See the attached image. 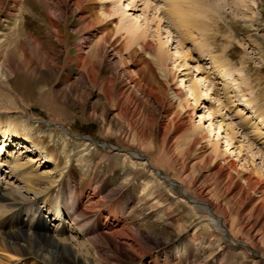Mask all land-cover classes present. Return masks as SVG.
Here are the masks:
<instances>
[{
	"label": "bare ground",
	"instance_id": "bare-ground-1",
	"mask_svg": "<svg viewBox=\"0 0 264 264\" xmlns=\"http://www.w3.org/2000/svg\"><path fill=\"white\" fill-rule=\"evenodd\" d=\"M35 1L43 12L42 21L32 12L36 22L41 23L37 25L35 32L14 27L11 31L12 39L3 40L4 36L0 30L1 95L6 98L7 95H11V98H15L14 102L19 107H14L19 109L20 104L25 102L24 96L23 94L18 96L12 90L9 80L17 79L20 75L31 76L45 85L53 79L62 78L65 82L55 90L54 95L61 98L67 107L76 109L81 120L98 122L102 136L107 140L116 138L118 143L115 147L107 141L99 144L92 138L85 137L83 142L85 149L89 147L96 149L97 144L107 150L108 154L118 151L132 164L141 165L144 170L157 172L164 181L161 183L166 184V188L173 194L171 201L180 202L182 206L187 201L189 210L203 219L209 235L206 243L210 246L214 243L220 245L223 244L224 237L228 236L230 246L238 249L244 260L251 258L253 264H264L262 171L249 160L245 162L248 166L245 164L241 166L246 169L245 171H239L230 160L215 164L210 162L219 153L217 142L209 141L212 146L204 155L202 163L185 165L179 158L182 151L176 152L187 142V149L183 153L190 155L199 139L207 136L197 130L195 124L191 127L185 118H182V110L191 118L194 109H187L188 99L174 83L175 72L169 68V61L176 63L177 60L175 55L171 54V48L166 46L173 36L166 29L167 36L164 41L162 40L161 28L166 26L164 19L158 15H165L166 23H169L179 35L176 47L178 50L174 53L183 54L184 60L177 70L194 64V72L198 75L194 79L191 78L190 85L185 87L189 88L191 100L198 104L202 97L204 99L209 97L210 85L201 92V82L207 83L211 74L195 64L185 44L189 43L201 52L206 48L205 37L210 30L206 20L214 14L211 0H158L162 3L164 11L160 6H156L154 10L157 16L151 20L142 15L150 8L148 0L147 7L143 8L141 14L143 24L138 22L141 16H137L135 23H124L118 30L126 35L121 34L115 39V44L109 42V34L104 36V31L109 30V26L112 25L117 28L118 23L112 17L117 15L120 21H123L125 13L135 7V2L132 1L125 6L121 0H109L110 4L106 2L108 0ZM88 1L96 3L97 9L87 7ZM24 2L25 0H0V24H8V21L21 16L20 11ZM248 9L252 10L249 7ZM69 17L77 22L76 33L80 32L81 35L72 44L76 53L67 59L69 47L65 45L64 26ZM120 38L123 39V43L118 45ZM119 48H124L123 50L127 52V63L129 60L139 58L136 65L131 63V67L136 69L134 72L126 65ZM209 60L214 74L223 79L227 87L226 92L231 89L240 95L237 99H243L245 94L240 85L244 83L237 85L228 81L230 80L228 78H234L235 73L239 75V71L233 69L229 61L220 57H210ZM71 66L74 69H69L68 73H65V67ZM189 76L192 75L188 74L187 77ZM185 84L184 79H181V86ZM94 90L98 92L94 94ZM225 96L226 101L221 102L220 106L222 110L229 107V111L233 108L234 102L229 92ZM218 101L220 102V99ZM253 102L252 99H247L243 103L246 108L253 110L259 122L250 124L249 120L246 123L250 124V129L257 134L264 148V133H261V127H264L263 112L260 108L254 109ZM7 103L4 104L5 110L11 113L12 104ZM202 104L203 108L209 106ZM98 108H101L100 112L97 111ZM212 108L213 106L210 115L214 117L219 109ZM24 111L25 114L18 115V118L0 122V251L10 258L35 257L46 264H119V262L122 264V261L135 263L137 261L135 246L147 240L156 249L163 247L168 241L174 243L173 248L181 245L183 238L181 236L186 232L187 222L172 209L165 213L164 219L149 233L125 227L114 232L101 233L100 224L93 221L90 210L103 200L94 202L89 199L83 201L82 196L77 198L79 194L75 191H79L80 187L75 180L67 190L64 187L59 188L64 200L61 199L51 208L44 210L38 207L37 201L40 198L46 199L51 189L59 184L63 171L58 170L52 156L43 152L33 159L28 158L32 150L24 137L37 130L33 128L31 118L28 112L26 113L28 109L24 108ZM111 112L114 114L109 118ZM220 122H223L222 118ZM52 124L64 130L66 136H71L66 128L56 122ZM222 125L223 123L220 124L217 134L221 136L225 133L227 136L225 143L229 146L235 139V133L224 125L226 129L221 134ZM130 144L135 145H131L135 151H128L124 147ZM155 151L161 155L163 163L153 160ZM44 164L52 167L51 171H41ZM211 164V169L206 172L200 169ZM198 165L201 166L198 170L200 173L191 176ZM168 168L172 169L174 175L168 173ZM160 170L165 176L161 175ZM151 175L153 178L154 175L152 173ZM147 182L143 187V193L148 190L150 195L151 189L161 184L153 183L156 182L155 179ZM110 185L109 191L114 194H120L124 190L117 179H113ZM175 187L179 188L180 196H175L177 195L174 193ZM70 188L74 191L71 200L75 205L72 201L68 202V198L64 196ZM106 198L105 196L102 199ZM156 200L158 207L167 204L166 209H169L172 206L159 197H156ZM132 203L133 200L127 198L123 206L124 211ZM44 211L51 215L45 217L47 215H44ZM49 217L53 218L50 226L46 221ZM129 233L132 240L128 239ZM162 235L167 236L165 243H160L158 239ZM191 240L194 244L201 243L200 237L195 234L191 236ZM252 251L258 258L252 257ZM181 252L185 254L183 247H180V254Z\"/></svg>",
	"mask_w": 264,
	"mask_h": 264
},
{
	"label": "rangeland",
	"instance_id": "rangeland-1",
	"mask_svg": "<svg viewBox=\"0 0 264 264\" xmlns=\"http://www.w3.org/2000/svg\"><path fill=\"white\" fill-rule=\"evenodd\" d=\"M89 1L86 3V6L96 10L98 5L94 2L90 3ZM132 1L135 2L134 10L131 9V11L125 13L123 21H120V18H118L117 15L112 17V19H115L118 23L117 28H114L112 25L109 26V30L104 31V36L109 34V42L111 44H115V39L120 37L121 34L126 35L118 30L122 28L124 23H135L137 22V16H141L138 22L142 25L144 22L142 21V15H145L147 19L151 20L153 17L156 18L157 16L154 8H156V6L163 8L160 1L149 0L150 8H148L147 13L144 14L142 10L147 7L146 3L148 0H121L125 6ZM106 2L110 4L109 0ZM210 2L214 14L211 15L209 20H206L207 24L210 25V30L205 37L206 48L201 52L189 43L185 44V48L189 49L192 58L195 60V64L201 69H204L205 72L211 74V78L209 81L207 80V83L201 82V92H204V90L209 87L208 85H210L209 97L208 99L202 97L198 104L191 100L188 93L189 88L185 87L190 85L189 81L191 78L194 79L198 75L194 72V64L193 66L190 64L188 68L180 67L179 70H177L178 66H180L184 60L183 54L177 55V53H174L178 50L176 47L178 45L177 41L179 35L169 23H166L167 20L165 15H158L164 19V25L166 26V28H161V33H163L161 35L162 40L164 41L167 36L166 29L171 32L173 36L170 37L171 41H169L166 46L171 48L170 52L172 55H175L177 60L176 63L169 61V68L175 72L174 83L177 88L184 92L185 97L188 99L189 107H187V109H194L191 115L192 119L190 116H186L183 113V110L181 111L183 114L182 118L184 117L191 127L195 124L194 126L198 127L197 130L205 133L207 136L202 140L199 139V143L193 150H191L190 155L187 156L185 152L183 153V151L187 149V142H185V145L176 152L180 153L182 151L179 158L180 161L185 163V165L187 163L193 164L195 162L202 163L204 155L208 153L209 147L212 146L209 141H211V143L217 142L219 153L217 157L210 162L215 164L230 160V162H233L236 165L239 171H245L246 169H243L241 166L244 164L248 166L245 162L246 160H249L253 161L255 166L261 170L264 175V148L261 145L262 141L258 140L256 136L257 134L250 129V124H257L259 120L256 119V114H254L253 110H250L249 107L246 108L243 103L247 99H252L254 101V109H261L264 120V0H211ZM118 5V7H120V4ZM246 6L252 10H249ZM39 7V4L35 0H25L22 10L20 11L21 16L8 21L9 25L6 23L0 24L1 34L4 36L2 37L3 40L12 39L11 31L14 27H19L25 31L35 32L37 25H41V23L40 21L39 23L36 22L32 12L42 21L43 12ZM238 7L240 9H238ZM162 11H164V8ZM75 22L76 21L70 17L65 21V45L69 47L67 59L76 53L72 44H74L81 35L80 32L76 33L77 22ZM155 22L156 21H154V23ZM154 23L152 24L153 27ZM40 36H42V34ZM120 39L118 45L123 43V39ZM153 40L156 39L153 38ZM123 49L119 48V52L121 51L126 65H128L132 72H134L136 69L131 67V63L136 65L138 61L137 59L139 58L133 59L132 61L129 60L127 63V52ZM210 57H220L229 61L230 66L233 69L238 70L240 74L238 75L235 73L234 78H228L230 79L228 81H232V83L237 85L244 83L240 85L241 90H243V93L245 94L243 99H237L240 95L234 93L233 90L230 89L227 91L234 102V106H232L233 108L229 111V107L222 110V107L220 106L221 102L226 101L225 95L227 93V87L224 85L223 79L216 76L214 70L211 69ZM120 66H122V64H120ZM141 66L142 65L140 64L139 67ZM175 66H177L176 70ZM69 69L74 68H72V66L71 68L65 67L64 72L68 73ZM183 69H186L187 71ZM188 74L192 76L187 77ZM181 79H184V82H186L183 86H181ZM233 80H235L236 83L233 82ZM9 82L12 90H14L18 96L23 94L25 102L20 104L19 109H15L14 106H17L16 108L19 107L15 103L16 99L13 97L11 98V95H7L8 98L3 97L1 95L2 90H0V122L4 123V121L9 118H18V115L25 114L23 113L25 112L24 108L28 109L26 113L28 112V116L31 118L33 128L37 130V132L29 136L24 137V135H22L26 140L25 142L32 150V152L28 154V158L33 159L43 152V154L52 156L53 160L58 165V170L63 171L59 184L51 189L50 193L46 196V199L40 198L39 201H37L38 207H42L43 210L51 208L57 203V201L64 198L61 195V190L59 188L64 187L67 190L68 186L73 184V180H75L81 190L75 191L79 194L77 197L75 193L77 198L82 196L83 201L89 199L94 202L103 200L100 204L90 210L93 213H91L94 219L93 221H97L96 223L100 224L101 233L109 231L114 232L123 227L133 231L136 230L149 233L164 219L165 213L170 209H172L174 213L178 212L187 222L186 232L181 236V238L183 237L181 245L179 247L177 246L179 249L177 247L173 248L174 243H171V241H168L159 249H156L148 240L143 243L139 242L140 245L135 246V259L137 261L135 263L122 261V264H253L251 258L244 260L238 249H234L230 246V237L228 236L224 237L222 241L223 244L220 245L214 243L210 246L206 243L209 240V235L205 223L202 221L203 219L199 216L197 217L189 210L187 201L183 206L182 203L177 202L180 206L179 208L174 200L171 201V196L173 194L166 188V184H162L164 181L160 177V174L153 171L151 172L147 169L144 170L141 165L132 164L129 159L123 157L122 153L118 151H112L108 154L107 150L101 148L97 144L95 145L96 149L93 147L85 149L83 147V142L89 137L99 144L107 141L109 144L116 147L118 143L116 138H108L107 140L102 136L100 124L98 122L81 120L76 109L67 107L61 98L54 95L55 90L59 89L65 80L57 78L51 80L50 83L42 85L38 79L31 76L20 75L17 79L9 80ZM229 85H231V82H229ZM94 92V94H96L98 91L94 90ZM219 99L220 102L218 101ZM7 102L12 104L10 108H12L11 110L13 111H11V113H7L9 110H5L6 107L4 104H8ZM202 103H205V106L209 104V106L203 108ZM212 106V109H219V112L214 117L210 115V109ZM97 111L100 112L101 108H98ZM203 112H205L204 115ZM113 114L114 113L112 112L109 113V118H111ZM221 118L223 122H220ZM249 120H251V123H246V121ZM52 122H56L60 126L66 128L71 136H66L63 132L64 130L61 128L60 130L59 127L54 126ZM222 123V129L220 130L221 134L226 129L224 125H227L229 129H232L235 133V139L230 142L229 146L225 143V141H227L226 134L223 133L221 136L217 134L220 124ZM261 133H264V127H261ZM131 145L135 146L134 144H130V146L124 145V147L128 151H135V148ZM206 147L208 148L207 150ZM97 149L99 150L97 151ZM153 156V160L156 159L158 162L163 163L161 155L158 152L155 151ZM212 164L204 165L202 167L200 165L196 166L195 171L194 173H191V176L196 175L200 167V169L206 172L211 169ZM157 165L162 166L160 164ZM51 168L52 167L48 164H44L41 167V171L48 172ZM151 173L154 175L153 178L156 181L153 183H162L157 186L158 189H151L152 194L150 195L147 192L148 190L143 193V187L148 183L147 180H154ZM160 173L162 176H165L162 170H160ZM168 173L174 175V172L170 168H168ZM8 176L10 177V175ZM113 179H117V181L123 186L124 190L122 193L114 194L109 191ZM13 181H15V179H13ZM73 193L74 191L70 188V191L66 192L64 195L68 198V202L72 201L74 203V201L71 200ZM174 193L177 194L175 196H180L178 187H175ZM105 196L107 198L102 199ZM156 197H159L160 200H166V203L171 204L172 206L170 208L168 207L169 209H166L167 204L164 207H158ZM127 198L133 200V203L132 205H129L130 207L127 206L125 212L123 206L126 204ZM85 204L86 203L84 202V208ZM46 212L44 211V215H47L45 217L51 215ZM173 218H175V215ZM52 220V217H49V219L46 220L49 226L52 224ZM177 221L178 220H176V222ZM69 227H71L70 224ZM71 231L78 232V230ZM130 233L128 237L131 236ZM194 234L200 237L201 243H192L191 236ZM166 237L167 236L165 235L159 237L158 239L160 243H165L167 240ZM128 239L132 240L130 237ZM180 247H183V252L185 254H182V252L180 254ZM251 250L254 249L251 248ZM224 251L226 252L224 253ZM90 252L92 253L93 251ZM251 255L253 258H258V255L254 251H252ZM221 259L224 260L222 261ZM0 264L46 263L38 258L28 256L21 259L10 258L8 255L0 251Z\"/></svg>",
	"mask_w": 264,
	"mask_h": 264
}]
</instances>
